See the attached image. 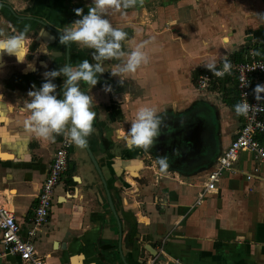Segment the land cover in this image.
<instances>
[{
	"label": "crops",
	"instance_id": "crops-1",
	"mask_svg": "<svg viewBox=\"0 0 264 264\" xmlns=\"http://www.w3.org/2000/svg\"><path fill=\"white\" fill-rule=\"evenodd\" d=\"M259 14H264V0H143L124 15L109 14L128 34L124 51L155 40L144 49L149 62L135 73L113 76V66L121 61L108 59L105 72L98 74L107 84L90 87L81 82V90L93 97L96 124L89 144L106 184L86 162V153L74 145L68 161L74 172L62 175L47 221L33 237L48 264H139L140 256V264L151 259L153 264H264L263 168V179L224 174L216 190L195 204L207 172L242 124L227 102L231 97L238 102L236 89L224 97L219 85L229 74L199 90L195 72L209 73L203 65L210 61L221 67L244 47V60L249 51L255 52L254 47L264 42V18ZM76 47L74 59L95 63L94 50ZM14 58L0 62V205L13 211L24 235L62 137L38 140L24 129L29 101L9 98L23 90L15 89V82L27 84L21 82L27 77L18 74L21 63ZM27 65L21 67L24 74ZM105 85L111 90L105 91ZM141 106L155 107L162 118L160 134L148 151L130 148L124 139ZM141 153L150 164L144 159L143 167L138 162L127 169L137 175L142 167L135 187L122 167L124 160H141ZM165 156L169 168L161 171L156 158ZM255 165L250 153L239 155L240 170ZM115 167L122 171L119 178L113 175ZM146 244L157 256L144 250ZM0 264L27 263L17 255H5Z\"/></svg>",
	"mask_w": 264,
	"mask_h": 264
},
{
	"label": "clouds",
	"instance_id": "clouds-1",
	"mask_svg": "<svg viewBox=\"0 0 264 264\" xmlns=\"http://www.w3.org/2000/svg\"><path fill=\"white\" fill-rule=\"evenodd\" d=\"M143 5V0H93L87 14H82V9H76V15L80 17L64 27L60 36V44L79 46L94 50L90 63L84 59L78 64L66 63L58 70L44 73V82L37 89L35 85L27 93L30 98L27 103L28 115L22 124L24 129L38 140L52 141L57 135H63L70 142L83 148L87 143V137L93 132V123L96 113L93 111V97L81 90V82L95 86L98 83V74L105 72L104 61L117 59L121 63L113 66L111 74L122 77L135 73L142 65L149 62V55L144 50L155 38L138 43L134 48L124 51L123 42L127 40V32L116 27L108 18L111 12L126 14L129 8ZM258 17L264 18V14ZM28 29L16 33L6 34L0 30V58L5 55L14 56L18 63H25L31 40L28 37ZM256 55H260L257 51ZM217 77L231 74L232 65L228 60L223 61V67L217 68L214 61L203 65ZM29 67H32L29 65ZM34 70V69H33ZM63 77L62 98L56 92L57 85L53 83L56 77ZM123 83L122 79L119 81ZM105 91H110L111 86L105 85ZM255 99L264 100V85L257 84L253 89ZM253 108H259L248 103L247 99L233 105L237 116H247ZM159 111L152 106H141L137 109L134 118L130 122V128L126 131L124 139L130 148H139L148 151L154 144L155 138L160 134L162 118ZM156 163L161 171L169 168L168 158L158 157Z\"/></svg>",
	"mask_w": 264,
	"mask_h": 264
},
{
	"label": "built area",
	"instance_id": "built-area-1",
	"mask_svg": "<svg viewBox=\"0 0 264 264\" xmlns=\"http://www.w3.org/2000/svg\"><path fill=\"white\" fill-rule=\"evenodd\" d=\"M231 65L238 102L246 98L249 104L259 108H253L247 116H241V126L207 172L202 189L196 196L195 204H200L206 195L216 190L224 174L243 173L247 180L263 179L261 168L264 169V100L258 102L253 89L257 84L264 85V57L259 58L251 50L244 61L231 62ZM222 67L223 65L218 69ZM215 78L217 76L213 73H202L196 80V88L199 90L208 88ZM260 95L264 97V93ZM71 146L72 142L63 136L55 148L45 178L36 195L37 203L33 209L31 228L24 235L21 233L13 211L0 205V257L17 255L27 264H48L46 257L38 253L33 237L47 221L55 187L68 165ZM244 152L250 153L256 162V165L248 171H242L237 166L239 155ZM153 261V259L148 260L145 264H153Z\"/></svg>",
	"mask_w": 264,
	"mask_h": 264
},
{
	"label": "flooded vegetation",
	"instance_id": "flooded-vegetation-1",
	"mask_svg": "<svg viewBox=\"0 0 264 264\" xmlns=\"http://www.w3.org/2000/svg\"><path fill=\"white\" fill-rule=\"evenodd\" d=\"M92 2L93 0H0V30H3L6 34H16L27 28L29 30L27 35L31 40L30 49H25V51H28L26 62L21 63L23 65L28 63L25 69L27 73L24 74L22 71L18 73L27 77L26 80H21L22 83L27 82V84L20 83L21 85H19L15 82V89L23 88L21 91L25 92L24 87H27V90H32L33 85L38 89L44 82L45 72L58 70L66 63H72L73 65L79 63L78 59L73 57L74 49H78L76 46L79 45H61L59 42L60 31L73 21L80 19L76 15V9H82V14H87ZM2 58H5V56ZM29 65L32 67H29ZM19 69L21 70V67ZM63 81L62 76L53 80V83L57 85L58 97L60 94L61 98ZM97 84L107 83L98 78ZM20 102L24 103L23 99H20ZM94 124H96L95 121ZM59 137H63V135L55 136L54 140ZM90 137H87V144L93 154V149L89 144ZM74 145L72 143L70 152ZM103 150L105 151L106 148L103 147ZM70 166L71 163L68 162L66 170ZM130 172L135 175V172Z\"/></svg>",
	"mask_w": 264,
	"mask_h": 264
},
{
	"label": "trees",
	"instance_id": "trees-1",
	"mask_svg": "<svg viewBox=\"0 0 264 264\" xmlns=\"http://www.w3.org/2000/svg\"><path fill=\"white\" fill-rule=\"evenodd\" d=\"M255 49V52H259L260 55H257L259 58H263L264 57V42L261 43L260 45H257L254 47ZM247 48L244 47L242 50L238 51V52H234L230 55V59L228 61L230 62H238V61H242L244 60L243 59V52L246 51ZM220 67V66H219ZM218 67V68H219ZM204 70H198L195 72V80L198 78V76L203 72ZM209 73H211L209 71ZM234 75H231L229 74L227 77L225 78H220L219 79V85L221 86V89L223 90V94H224V97H227V95H231L234 91H235V85H234ZM215 80L212 81V83H214ZM230 83V85L227 87L226 86V83ZM228 104H232V105H235L237 102H236V98L234 97H231L230 100L227 101ZM60 139V138H58ZM71 153V152H70ZM68 173L71 174L72 172H74V166H70L68 169H67ZM69 181L72 182V179L69 178Z\"/></svg>",
	"mask_w": 264,
	"mask_h": 264
},
{
	"label": "water",
	"instance_id": "water-1",
	"mask_svg": "<svg viewBox=\"0 0 264 264\" xmlns=\"http://www.w3.org/2000/svg\"><path fill=\"white\" fill-rule=\"evenodd\" d=\"M85 147H86L87 152H88V154H89L91 160L93 161V164H94L96 170L98 171V173H99L101 179L104 181V184H106V181H105V179H104V177H103V174H102V171H101V168H100V163H99L98 159H96V158L93 156V154L91 153V151H90V149H89L87 143H86ZM143 154H144V153H143ZM141 157H142V153H141ZM141 157H139V158H141ZM144 159H146V157H142L141 160H133V159H132V160H130V159L124 160V162H126L127 164H126V165H123L122 170H126V172H128V175H130V177H131V179L133 180V182H135V187H136V181H137V179L140 177L139 171H140V170L142 169V167H143V160H144ZM139 161H141V163H142V167L138 169V173H137V175H133V176H132V175L130 174L129 170H127V169H128L129 166H131V165H135V164H137ZM116 162H117V161H116ZM116 165H117V164H116ZM115 168H116V167H115ZM121 173H122V171H121L119 168H116V171H115V173H114L113 175H114L115 177L119 178V175H120ZM128 175H122V176H123V178H125V177L128 176ZM120 176H121V175H120ZM115 181H117V180H115ZM124 183H125L126 186L128 185V187H129V188H128V191H130L131 193H133L134 190H131V189H132V184L129 183L126 179H125ZM126 186H125V187H126ZM136 189H138V188H136ZM130 192H128V193H130ZM133 218L136 220L135 215H133ZM136 224H137V223H136ZM144 250H146L147 252H149L150 255H152V256H157V251H155L154 248L151 249L150 246H149V244H146V245L144 246ZM137 261L139 262V264L142 263L141 256H140L139 259H137Z\"/></svg>",
	"mask_w": 264,
	"mask_h": 264
},
{
	"label": "rangeland",
	"instance_id": "rangeland-1",
	"mask_svg": "<svg viewBox=\"0 0 264 264\" xmlns=\"http://www.w3.org/2000/svg\"><path fill=\"white\" fill-rule=\"evenodd\" d=\"M6 61H9V62H12V56H8V55H5V58H4ZM23 66V64H19L17 67H22ZM10 68V67H9ZM18 68H15L13 71H18L17 70ZM22 70H20V72H21ZM7 92H9L10 93V91L9 90H6ZM223 93V92H222ZM9 98L11 99V100H13V102H15V99H13V98H16V100H17V98H19V100L21 99H23V102H27V101H29L30 100V98H28V96H27V93L26 92H24V91H20V92H16V93H12L11 94V96H9ZM199 109H204V107L205 106H203V104H200L199 106ZM214 120V119H213ZM209 122H208V125H209V127H208V129H210V131H212V129H213V124L212 123H210L211 121L210 120H208ZM52 149H54L53 147H52ZM78 149L81 151V152H85L86 153V156H85V158H86V162L94 169V173H97V177H99V175H98V171L95 169V166H94V164H93V161L91 160V158H90V156H89V154H88V152H87V149H86V147L84 146L83 148H81V147H78ZM139 162H141V161H139ZM145 162H146V164H150V162H149V159H146L145 160ZM142 164V163H141ZM132 174V173H131ZM140 181V180H139ZM36 238V236L34 237V239Z\"/></svg>",
	"mask_w": 264,
	"mask_h": 264
},
{
	"label": "bare ground",
	"instance_id": "bare-ground-1",
	"mask_svg": "<svg viewBox=\"0 0 264 264\" xmlns=\"http://www.w3.org/2000/svg\"><path fill=\"white\" fill-rule=\"evenodd\" d=\"M15 59V58H14ZM0 62H1V58H0ZM15 63H16V61H15ZM42 64H44V63H42ZM2 155H5V154H2ZM136 165V164H135ZM134 168V169H133ZM132 170H136L135 169V167H132Z\"/></svg>",
	"mask_w": 264,
	"mask_h": 264
}]
</instances>
